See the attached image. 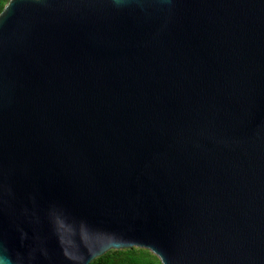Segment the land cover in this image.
I'll return each instance as SVG.
<instances>
[{
    "label": "water",
    "instance_id": "obj_1",
    "mask_svg": "<svg viewBox=\"0 0 264 264\" xmlns=\"http://www.w3.org/2000/svg\"><path fill=\"white\" fill-rule=\"evenodd\" d=\"M264 264V0H11L0 260Z\"/></svg>",
    "mask_w": 264,
    "mask_h": 264
},
{
    "label": "trees",
    "instance_id": "obj_2",
    "mask_svg": "<svg viewBox=\"0 0 264 264\" xmlns=\"http://www.w3.org/2000/svg\"><path fill=\"white\" fill-rule=\"evenodd\" d=\"M11 0H0V14ZM91 264H162L160 259L149 250L131 248L111 250Z\"/></svg>",
    "mask_w": 264,
    "mask_h": 264
},
{
    "label": "snow or ice",
    "instance_id": "obj_3",
    "mask_svg": "<svg viewBox=\"0 0 264 264\" xmlns=\"http://www.w3.org/2000/svg\"><path fill=\"white\" fill-rule=\"evenodd\" d=\"M0 264H5V262L3 260H0Z\"/></svg>",
    "mask_w": 264,
    "mask_h": 264
}]
</instances>
